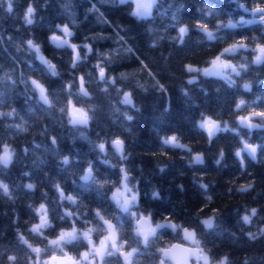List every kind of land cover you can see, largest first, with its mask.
I'll use <instances>...</instances> for the list:
<instances>
[{
  "label": "trees",
  "instance_id": "obj_1",
  "mask_svg": "<svg viewBox=\"0 0 264 264\" xmlns=\"http://www.w3.org/2000/svg\"><path fill=\"white\" fill-rule=\"evenodd\" d=\"M259 2L261 0H158L151 16L139 19L129 14L134 10L131 0L128 5L112 0H13L11 13L6 10L7 0H0V76L8 73L16 81L12 84L10 80H0V111L15 109L17 113L0 118V147L8 144L15 150L12 164L7 168L0 166V180L9 185L12 195L10 199L0 191V260L15 252L23 257L19 264H27V256H35L20 241L21 235L35 246L43 248L47 244L43 237L29 231L39 222L33 208L40 203L47 204L54 225L43 230L49 240L71 224V220L58 218L64 208L90 220L93 210L101 208L118 213L113 222L123 225V234L135 246V233L127 231L129 225L135 226L134 221L116 208L111 200L112 190L99 189L92 181L80 179L88 162L92 161L94 174L100 179L119 181L120 168L128 169L140 194L133 210L138 208L146 215L150 213L157 223L170 216L172 222L196 231L201 246L210 249L209 255L216 259L228 256L230 264H245L246 260L248 264H264V237H259L260 230L264 229V150H258L256 159L245 152L244 166L235 155L243 147L241 136L250 143L264 145V128L241 127L238 117L246 112L235 107L242 98L257 110L264 108V101L253 103L264 97V64L251 63L254 54L250 48L242 49L232 62L248 63L249 68L240 70V76L228 70L236 81L234 86L221 77H205L185 69L187 64L207 67L224 47L241 38H247L250 47L264 43V24L259 22L257 14L240 7L243 4L250 9ZM29 3L37 9L32 25H27L23 18ZM93 7L99 11H89ZM100 13L108 23L99 22ZM248 20L257 22H243ZM229 21L237 27H220ZM198 23H206L218 39L209 41L206 33L195 27ZM63 24H68L73 31L72 42L81 46L90 43L94 49L88 53L81 47V55L86 54L87 59L79 61L76 69L71 67L72 49L57 48L49 40L59 31L56 26ZM185 25L189 26V32L181 44L173 38H178L179 27ZM100 36L105 38L93 39ZM251 37L258 39L253 41ZM29 39L39 43L41 53L57 66L59 76H51L37 53L29 49L26 43ZM129 48L131 52L127 51ZM100 53L108 54L111 59ZM102 61L107 76L116 79L115 84L110 79L99 80L95 65ZM122 73L127 78H122ZM80 75L86 78L88 97H81L75 84L72 95L64 90L67 83H73L74 77ZM192 77H196L195 82L189 84ZM31 79L45 84L54 107L49 108L39 101L38 93L32 90ZM22 80L28 81V85ZM157 81L166 91L159 90ZM245 82L252 85L251 91L244 90ZM105 88L107 92L103 91ZM124 92L132 93L136 108L121 103ZM68 100L78 106H93L90 112L93 119L87 127L68 123L69 117L59 111ZM124 113L136 119L127 121ZM202 114L219 119L222 124L226 122L229 128L239 129V134L218 132L209 142L207 132L198 126ZM256 120L259 122V118ZM15 124H24L28 131L9 127ZM81 132L86 139L81 137ZM171 135H176L179 142L192 151L163 145L162 138ZM52 137H56L55 145ZM116 137L125 141L127 160H121L110 143L107 154L95 147L101 141L110 142ZM221 151L224 158L217 164ZM196 154H202L203 163L194 162ZM64 156L70 158L68 165L63 164ZM104 160L117 167L105 164ZM253 181L252 189L243 193L238 190ZM28 183L35 184L36 189H27ZM54 183H60L66 194L76 196L82 204L72 206L67 201H59ZM202 184L208 185L207 190ZM153 191L159 196L154 198ZM208 196L212 198L210 201ZM252 208L257 209V215L252 217L251 224H245L242 217L251 215ZM213 215L214 228L206 229L202 220ZM95 223L98 221L88 226ZM78 226L85 227L83 221ZM249 232L259 238L250 239ZM158 235L161 238L152 239L149 246L139 244L134 264H159L158 247L174 242L189 244L177 239L178 234L170 229L160 230ZM96 236L93 233V237ZM179 236L182 237V233ZM88 248L87 242L82 241L79 247H68L65 251L78 256ZM54 254L59 255V250ZM47 255L42 254V259ZM106 259L112 264H123L119 254Z\"/></svg>",
  "mask_w": 264,
  "mask_h": 264
},
{
  "label": "snow or ice",
  "instance_id": "obj_2",
  "mask_svg": "<svg viewBox=\"0 0 264 264\" xmlns=\"http://www.w3.org/2000/svg\"><path fill=\"white\" fill-rule=\"evenodd\" d=\"M112 2L119 3L121 5H128L129 0H112ZM158 0H131V3L135 5L134 10L130 11V15L137 17L139 19L148 18L152 15V9L157 5ZM240 7L244 8L245 11H251L254 14H257L259 17V22L264 24V0L257 3L252 8H247L245 5L241 4ZM7 12L11 13L13 11V0H7ZM37 9L29 3L24 13V22L27 25H32L34 23V14ZM89 11L98 12L99 9L93 7ZM211 12H209V15ZM175 19V17H174ZM99 22L108 23L107 20L103 19V13H100ZM248 24L256 23V20L243 21ZM75 23V21H72ZM59 30L57 33L52 34L49 37L50 42L55 45L57 48H63L65 46L72 49L73 52V62L71 67L73 69L77 68V63L82 59H87V55H81V47L87 50L88 53L94 51L93 46L90 43H85L82 46L74 43L70 40L74 36L73 31L68 24L57 25ZM200 31L205 32L207 39L209 41H215L218 37L214 34L212 30L209 29V26L206 23H198L195 25ZM220 27L235 28L237 25L232 21H229L227 24H222ZM219 29H217L218 31ZM189 32V26H180L178 29L179 36L178 42L184 43V36ZM62 33V35L60 34ZM105 37H93V39H104ZM123 39V37H121ZM253 41L257 40V37H251ZM247 38H241L235 40L229 46L224 47L219 54L215 55L208 62L207 67H196L192 64L185 65V69L189 73H200L205 77H221L225 79L230 86H234L236 81L229 74L228 70H231L232 73H235L236 76L241 75L240 70L247 71L249 68L248 63H240L236 65L232 62V58L236 54L240 53L241 50H248L250 48L251 53H253V59L251 63L256 65L264 64V43H257L254 47L246 42ZM30 50H34L38 59L43 65L47 66L48 72L51 76H59L60 73L57 71V66L49 59H47L41 53V47L39 43L35 42L32 39L26 41ZM127 51L131 52L132 49L129 48ZM102 57L111 59V57L106 53H100ZM244 59L247 60V56H244ZM102 63H98L95 67L98 69L99 80L105 81L107 79L111 80L112 84L116 83L115 78L107 76L106 68L102 66ZM122 78H127L125 74H121ZM10 80L12 84H15L16 81L12 79V76L8 73H5L3 76H0V80ZM196 77H192L188 80L189 84L195 82ZM22 83L28 85V81L22 80ZM32 90L38 93L39 101H42L44 105H47L49 108L54 107L52 99H50L49 89L42 83L40 80L31 79ZM159 86V90L164 92L166 88L163 84H160L159 81L156 82ZM75 86L78 87V94L81 97H88L90 95L88 88L86 87L87 81L85 76L80 75L74 77L73 83H67L64 90L68 92L69 95H72V89ZM245 91H251L252 85L245 82L243 85ZM143 87V85H141ZM107 92V88L103 89ZM187 95V92H185ZM132 93L124 92L121 103L130 104L132 103ZM261 101H264V97L258 98L257 101H253L254 104H258ZM93 106L89 105L88 107L78 106L77 103H74L72 100H68L67 104L64 107H61L59 111L64 113L69 117L68 123L73 125H81L87 127L90 121L93 119V116L90 115L91 108ZM237 110L245 109L246 114L239 115V124L241 127L251 129H262L264 128V108L257 110V108L252 107V105L247 104L244 99H240L239 102L235 105ZM118 111V109H117ZM16 110L12 109L9 112L0 111V118L3 117H13L15 116ZM256 118H259L257 122ZM199 128L207 132L209 142L212 138L216 136L218 132H227L232 131L239 134V129L229 128L226 122L222 124L219 119H214L210 115L202 114V119L199 122ZM9 127H15L21 132H27L28 129L24 127V124H15L9 125ZM81 137H85L84 133H80ZM53 145L57 143L56 137L51 138ZM111 144L115 151L119 153L121 160H125L127 155H125V141L119 137H116L109 141H101L95 145L101 153L107 154L108 144ZM241 143L243 147L238 149L235 152L236 157L239 158L241 166L245 165V152L252 158H257L258 150H264V145L262 144H253L250 143L248 139H245L241 136ZM163 145L171 146L173 148H188L187 145L179 142V139L176 135H171L163 140ZM25 152L28 149H24ZM188 151L191 152V148H188ZM15 156V150L12 149L8 144H3L0 147V166L7 168L13 162ZM224 158L223 151L220 152V159L216 161L217 164L220 163V160ZM105 164H110L111 167L116 168L117 165L111 164V161L104 160ZM195 163H203L202 154H196L194 157ZM264 162V161H262ZM70 163V158L68 156L63 157V164L68 165ZM161 172L164 171L163 168L160 169ZM121 177L119 181H111L109 179H100L94 174V168L92 161L88 162L87 169L85 173L80 177L81 180L87 182L92 181L99 189L110 188L111 191V200L114 201L117 209L123 213H127L131 216L134 221V227L129 225L127 231L135 233V241L130 243V240L123 233L125 228L122 224L114 223L113 221L117 219L118 213H109L106 210L97 208L93 210L94 216L93 219H85L84 216L79 212H74L70 208H64V212L58 218L61 220H71V224L67 228H61L55 235V238L48 239L45 236L44 229L53 228L54 225L49 216V208L47 204L40 203L38 207L33 208V211L38 215L39 222L35 223L31 227V232L43 237L44 240H47V244L41 247H33L28 239H25L22 235L19 237L20 241L31 249V253L35 256H31L34 261H39L42 259V254H48L46 259L43 260V264H112L110 260H107L108 257H113L117 254L122 258L123 264H134V257L139 253L140 248L139 244L144 246H149L152 239L159 240L161 237L158 235L160 230L170 229L173 233H177V239H182L183 241H190L191 246H186L184 243H175L170 244L167 247H158L157 252L161 254L159 259V264H166V261H175L176 264H230L228 256H224L221 259H216L209 255L210 249L201 246V240L198 238V233L188 227H185L181 224L172 222L170 216L166 217L162 223L154 222L152 215L144 214L139 209H134V206L138 205L140 194L136 189V185L133 183L130 173L127 168H120ZM25 175H28L25 173ZM253 182H250L246 185L239 187L240 192H247L253 188ZM25 187L29 190H35L36 185L33 183H28ZM53 187L58 192L59 201H67L72 206H76L78 203L82 204V201H78L77 197L71 194H66L64 188L60 183H54ZM201 187L207 190L208 185L202 184ZM0 191L3 192L5 196L12 198L9 185L4 183L3 180H0ZM45 198H46V194ZM153 197H158L159 193L153 191ZM210 196L207 197V200H211ZM29 207H32L31 205ZM257 215V209H251V215H244L242 220L245 224L252 223V217ZM215 216H209L206 219L202 220V224L206 229L214 228ZM80 221H83L85 227H79ZM94 221L95 226L92 225ZM93 233H96V238L93 237ZM182 233V237L179 234ZM250 239H258L259 237H264V229H261L259 232V237L257 234L248 233ZM82 241H86L89 246L88 250H85L78 254V256H73L69 252L65 251L68 247H79ZM51 249V250H50ZM59 250V255L54 254ZM11 259L16 260L17 257L13 256ZM138 264V262H137ZM245 264H248L247 260Z\"/></svg>",
  "mask_w": 264,
  "mask_h": 264
},
{
  "label": "clouds",
  "instance_id": "obj_3",
  "mask_svg": "<svg viewBox=\"0 0 264 264\" xmlns=\"http://www.w3.org/2000/svg\"><path fill=\"white\" fill-rule=\"evenodd\" d=\"M133 97V96H132ZM124 105H129V106H132L133 108H136L137 106H136V104H135V102H134V99H132V103H130V104H124ZM137 111H139V109L137 108ZM124 116H125V119L127 120V121H133L134 119H136V117H134L133 115H130V114H128V113H124ZM125 131H131L130 129H125ZM162 140H164V138H162ZM128 159V156L126 157V159L125 160H127ZM161 168H163V167H161ZM29 231H31V229H29ZM24 237V236H23ZM25 238V237H24ZM26 239V238H25ZM33 245V244H32ZM33 247H39V246H35V245H33ZM42 248V247H41ZM30 249V248H29ZM31 250V249H30ZM25 255H27L26 253H25ZM13 256H15V257H17V259L16 260H13V259H11V257H13ZM224 257V256H223ZM223 257H221V258H223ZM220 258V259H221ZM20 259H23V257H21V256H18V254H16L15 252H13V253H11V254H8L7 256H6V258H4L3 260H0V264H19V260ZM27 264H43V260L41 259V260H39V261H34L32 258H31V256L30 255H28L27 256Z\"/></svg>",
  "mask_w": 264,
  "mask_h": 264
},
{
  "label": "water",
  "instance_id": "obj_4",
  "mask_svg": "<svg viewBox=\"0 0 264 264\" xmlns=\"http://www.w3.org/2000/svg\"><path fill=\"white\" fill-rule=\"evenodd\" d=\"M114 148V147H113ZM163 221H161L160 223H162ZM175 243H180V242H174L172 244H175ZM186 246H191V245H188V244H185ZM170 264H176L175 261H168Z\"/></svg>",
  "mask_w": 264,
  "mask_h": 264
},
{
  "label": "rangeland",
  "instance_id": "obj_5",
  "mask_svg": "<svg viewBox=\"0 0 264 264\" xmlns=\"http://www.w3.org/2000/svg\"><path fill=\"white\" fill-rule=\"evenodd\" d=\"M134 8H135V5H134ZM187 242L191 245L190 241H187ZM166 264H170V263L167 262ZM201 264H202V262H201Z\"/></svg>",
  "mask_w": 264,
  "mask_h": 264
}]
</instances>
